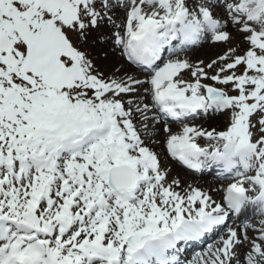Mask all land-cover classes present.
Returning a JSON list of instances; mask_svg holds the SVG:
<instances>
[{
	"label": "snow or ice",
	"instance_id": "snow-or-ice-1",
	"mask_svg": "<svg viewBox=\"0 0 264 264\" xmlns=\"http://www.w3.org/2000/svg\"><path fill=\"white\" fill-rule=\"evenodd\" d=\"M0 264H264V0H0Z\"/></svg>",
	"mask_w": 264,
	"mask_h": 264
},
{
	"label": "bare ground",
	"instance_id": "bare-ground-1",
	"mask_svg": "<svg viewBox=\"0 0 264 264\" xmlns=\"http://www.w3.org/2000/svg\"><path fill=\"white\" fill-rule=\"evenodd\" d=\"M221 51L219 48H213L209 45H205L201 48H198L194 51H191L188 53V55L191 57L193 61H197L200 59H204L205 61L214 58V56ZM119 57V50L116 51L115 54H110L108 60L98 59L97 63L101 66L102 70L110 71L111 66L113 64H124L125 67L128 68L129 71L135 72L138 76L143 78V73H140L138 70H136L133 66L127 65L126 61H124L122 58L118 59ZM190 125H197L202 126L206 129H211L212 127L217 128L218 130L223 129L225 124V117L222 115H203L202 113L197 115L192 121L189 123ZM169 126L172 128L174 132H178L181 128L180 124H172L169 123ZM161 129L163 128V122H161L160 126ZM163 132H160L161 140L163 138ZM158 152L161 153L162 156L166 155V151L163 148V143L161 142L160 146L156 149ZM167 166L171 169V175L177 176L184 180L187 183H196L202 187H208L209 185H214L217 183L215 171L214 170H207L203 173H199L198 175H195V177H188L185 174H187L185 171H183L176 163V161L171 160L170 158L166 161ZM190 175V174H189ZM239 223V221H237ZM202 246H196V247H189L187 249L188 254H184L188 259L192 258V255L196 251H200Z\"/></svg>",
	"mask_w": 264,
	"mask_h": 264
},
{
	"label": "rangeland",
	"instance_id": "rangeland-1",
	"mask_svg": "<svg viewBox=\"0 0 264 264\" xmlns=\"http://www.w3.org/2000/svg\"><path fill=\"white\" fill-rule=\"evenodd\" d=\"M186 123H190V122H186ZM188 177H195L194 175H189V174H185Z\"/></svg>",
	"mask_w": 264,
	"mask_h": 264
}]
</instances>
